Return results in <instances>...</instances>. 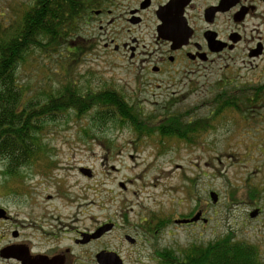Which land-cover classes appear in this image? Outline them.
Masks as SVG:
<instances>
[{"label":"rangeland","instance_id":"374dc122","mask_svg":"<svg viewBox=\"0 0 264 264\" xmlns=\"http://www.w3.org/2000/svg\"><path fill=\"white\" fill-rule=\"evenodd\" d=\"M32 3L0 0V30L20 19ZM89 29L80 21L50 53L32 50L17 67L19 84L37 98L67 83L84 93L120 91L154 127L153 134H140L131 124L114 121L99 125L93 119L96 108L81 117L70 111L46 127L43 159L23 167L16 177L0 163V207L10 216L0 218V264H19L1 256L13 245L51 243L40 237L39 226L56 234L59 239L54 242L70 248L71 264H99L96 255L101 249L118 252L124 264H164L159 253L166 249L182 255L192 245L227 237L254 244L264 254V95L249 111L228 110L221 119H211L216 96L229 94L231 86L258 85V73L264 69H243L238 74L242 78L228 86L218 81L220 76H201L181 89L184 95L171 98L163 94L164 74L150 73L154 82L146 86L139 73L115 68L109 55L69 52L71 39L94 36ZM168 112L184 114V122H207V129L191 142L164 137L158 129ZM82 168L92 175L82 173ZM212 191L218 194L217 203L210 197ZM199 211L207 222H175ZM108 219L121 228L95 238L99 241L74 243L78 231H92ZM154 226L158 234L149 235ZM14 231L22 236L16 238ZM125 234L136 242L130 243Z\"/></svg>","mask_w":264,"mask_h":264},{"label":"flooded vegetation","instance_id":"af4514ba","mask_svg":"<svg viewBox=\"0 0 264 264\" xmlns=\"http://www.w3.org/2000/svg\"><path fill=\"white\" fill-rule=\"evenodd\" d=\"M80 5L82 11L77 19L95 34L71 39L68 51L95 57L109 55L115 68L139 73L146 86L154 82L148 78L150 73L164 74L167 81L163 94L171 98L184 95L181 89L191 87L193 80L201 76H220L218 81L228 86L242 78L238 74L243 69H264L260 63L264 64V0H81ZM257 86L258 95H264V72L258 73ZM103 224L113 225L104 235L121 228L118 221L108 219L92 231H78L74 243L101 240L82 242L87 237L85 233L92 234ZM158 227L148 234H158ZM36 230L42 231L40 237L51 243L30 248L13 245L7 253L10 256L3 258L15 259L19 264H27V257L30 264H71L70 248L54 242L59 238L52 230L43 226ZM20 236L17 231L16 238ZM102 250L114 251L98 252Z\"/></svg>","mask_w":264,"mask_h":264},{"label":"trees","instance_id":"16d2710c","mask_svg":"<svg viewBox=\"0 0 264 264\" xmlns=\"http://www.w3.org/2000/svg\"><path fill=\"white\" fill-rule=\"evenodd\" d=\"M32 1L20 19L0 30V163H6L5 172L16 177L23 167L43 159L42 136L46 127L70 111L81 117L96 108L93 119L99 125L114 121L131 124L140 134H153L154 127L144 122L134 105L117 90L104 88L84 93L67 83L42 98L27 94L26 87L19 84L18 65L34 49L48 54L54 44H63L69 32L80 23L76 16L82 11L81 0ZM231 87L229 94L222 91L215 97L212 120L221 119L228 110L249 111L261 97L257 85H245L242 89L237 85ZM183 116L168 112L159 133L191 142L201 130L207 129V122L204 125L199 120L184 122ZM159 256L164 264H264V254L256 245L230 237L192 245L182 255L166 249Z\"/></svg>","mask_w":264,"mask_h":264},{"label":"water","instance_id":"95a60500","mask_svg":"<svg viewBox=\"0 0 264 264\" xmlns=\"http://www.w3.org/2000/svg\"><path fill=\"white\" fill-rule=\"evenodd\" d=\"M81 171H82V173L87 174L88 176L92 175V171L88 168H82ZM121 185H122V187H125V185L123 183H121ZM210 197L214 203H217L218 194L216 192L212 191L210 193ZM257 214H258V209L251 212L250 216L255 217ZM6 217H8L6 209H4L3 207H0V218H6ZM201 218H202V212L199 211L197 214H195L190 219H178V220H176V222L179 224H187V223L196 222V221L200 220ZM205 221L207 222L206 218H204V222ZM112 227H113L112 224H105V225L99 227L92 234H86L85 233L84 235H87V237L82 242H87L90 239L99 238L103 234H105L106 232L110 231L112 229ZM14 236L15 237L17 236V231L14 232ZM126 239L130 243H134L136 241V239L133 238L131 235H127ZM8 250H9V248L2 250L1 256L2 257H9L10 255L7 254ZM96 259H97L99 264H124L122 256L116 251L102 250V251L97 253ZM26 262H27V264H30L31 261H30L29 257L26 258Z\"/></svg>","mask_w":264,"mask_h":264}]
</instances>
